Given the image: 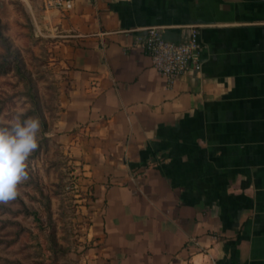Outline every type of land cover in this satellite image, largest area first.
<instances>
[{
  "label": "crops",
  "instance_id": "crops-1",
  "mask_svg": "<svg viewBox=\"0 0 264 264\" xmlns=\"http://www.w3.org/2000/svg\"><path fill=\"white\" fill-rule=\"evenodd\" d=\"M71 1L35 10L89 191L80 263L264 264V0ZM151 27L173 43L196 28L200 70L168 87L132 45Z\"/></svg>",
  "mask_w": 264,
  "mask_h": 264
},
{
  "label": "rangeland",
  "instance_id": "rangeland-1",
  "mask_svg": "<svg viewBox=\"0 0 264 264\" xmlns=\"http://www.w3.org/2000/svg\"><path fill=\"white\" fill-rule=\"evenodd\" d=\"M34 3L39 0H0V125L17 114L41 121L29 179L14 201L0 204V264H81L90 244L82 239L80 205L89 191L56 133L64 78L53 38L37 26L44 18L35 8L45 6Z\"/></svg>",
  "mask_w": 264,
  "mask_h": 264
},
{
  "label": "built area",
  "instance_id": "built-area-1",
  "mask_svg": "<svg viewBox=\"0 0 264 264\" xmlns=\"http://www.w3.org/2000/svg\"><path fill=\"white\" fill-rule=\"evenodd\" d=\"M72 6L71 0H46L48 8L71 10ZM132 45L150 57L152 68L165 78L168 87L173 86L184 72L201 68V47L196 28H190L185 40L179 43L165 40L158 27L146 28L135 35Z\"/></svg>",
  "mask_w": 264,
  "mask_h": 264
},
{
  "label": "clouds",
  "instance_id": "clouds-1",
  "mask_svg": "<svg viewBox=\"0 0 264 264\" xmlns=\"http://www.w3.org/2000/svg\"><path fill=\"white\" fill-rule=\"evenodd\" d=\"M41 121L21 119L17 114L8 125H0V204L19 196V185L29 179L27 161L39 147Z\"/></svg>",
  "mask_w": 264,
  "mask_h": 264
}]
</instances>
